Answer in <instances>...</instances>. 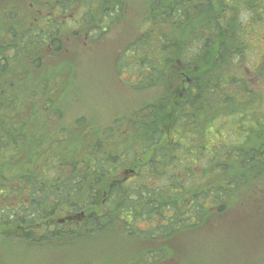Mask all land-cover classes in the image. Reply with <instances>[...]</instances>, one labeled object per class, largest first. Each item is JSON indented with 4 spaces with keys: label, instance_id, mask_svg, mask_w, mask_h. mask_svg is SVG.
<instances>
[{
    "label": "trees",
    "instance_id": "obj_1",
    "mask_svg": "<svg viewBox=\"0 0 264 264\" xmlns=\"http://www.w3.org/2000/svg\"><path fill=\"white\" fill-rule=\"evenodd\" d=\"M234 1L146 0L139 32L118 59L117 72L125 81L132 80L135 90L151 89L154 95L125 111L122 121L117 114L108 129L84 133L90 139L56 125L51 147L48 135L27 157L16 161L8 152L22 157L20 149L36 139L24 128L27 121L19 110L23 88L13 94L8 87V78H16V59L48 45L60 52L67 16L76 27L85 28L86 37L98 39L122 22L135 2L30 0L35 9L17 24H8L4 31L8 42L0 45V234L8 240L54 247L58 241L72 243L125 229L131 235L139 233L136 242L152 245L159 243L155 242L159 234L174 236L177 228L169 226L179 219L197 229L230 209L232 199L257 180L250 176L252 171H264V137L259 148L248 149L244 143V136L251 134L249 114L255 115L250 124L262 131L263 111L244 105L233 111L241 117L232 123L237 129L224 134L217 128L235 107L220 104L222 76L235 84L229 72L221 71L222 64L235 62L245 33L236 14L229 15ZM260 1L243 3L247 11L259 4L263 19ZM13 12L17 10L10 2L0 10V18L15 19ZM201 95L215 100L210 111L207 106L196 108L204 104L202 97L198 100ZM168 108L173 112L174 139L160 124L161 111ZM75 139H82L81 144H73ZM56 142L59 151H53ZM33 155L40 159L34 161ZM7 166L22 172L8 177ZM140 222L150 228H139ZM147 247V255L154 253Z\"/></svg>",
    "mask_w": 264,
    "mask_h": 264
},
{
    "label": "rangeland",
    "instance_id": "obj_2",
    "mask_svg": "<svg viewBox=\"0 0 264 264\" xmlns=\"http://www.w3.org/2000/svg\"><path fill=\"white\" fill-rule=\"evenodd\" d=\"M10 2L17 10L12 13L16 18L12 19L9 15L0 18V45L8 42V33L4 32L8 24H17L28 16L29 11L35 9L34 4L29 6L30 0H2L0 10L8 8ZM260 2L264 6V0ZM142 5H146V0H135L126 18L114 24L107 34L98 36V39L86 37L85 28L76 27L68 19L70 16H67L63 18L68 22L61 34L63 48L60 52L42 48L32 55H24L22 61L15 63L13 71L16 78H8V87L13 94L23 88L19 110L23 112V120L27 121L24 128L36 139L20 149L22 157L19 153L8 152L13 154L12 158L21 161L38 146L40 139L48 135L50 138L47 144L51 147L49 139L56 125V129H74L81 137L90 139L84 133L108 129L107 126L117 114H121L119 119L122 121L125 111L154 95L151 89L144 92L135 90L132 80L125 81V76L117 72L118 59L130 39L139 32ZM234 6L235 9L229 15L233 12L236 14L235 19L242 23L245 33L241 35L243 44L235 62L222 64L221 71L226 70L235 80L233 84L229 80L225 81L222 76L220 104L235 105L217 123V128L223 130L224 134L237 129L232 123L241 117L240 113L233 112L235 109L245 105L264 112V16L262 19L259 4L250 8V11L245 9L247 6L243 0H235ZM226 15L227 12L224 17ZM32 22L33 19L29 25ZM215 54L211 53L212 57ZM131 74H135L133 70ZM243 74L244 81L235 79L236 76L242 79ZM9 79L15 83H10ZM201 97L204 104L196 108L207 106L210 111L215 100L203 95L198 100ZM175 98L177 102V96ZM42 110H46L45 115ZM31 112L32 116L29 115ZM241 114L245 117V114ZM161 115L160 124L168 131L170 139H174L173 112L171 109L162 110ZM56 117L58 121H54ZM250 122H255L253 112L247 119L250 138L244 136L248 149L261 145L264 137V129L260 131L261 127L254 128L255 124L253 126ZM220 138L228 139L223 136ZM81 142L82 139L73 140V144ZM234 142L239 145L235 137ZM59 150V144L54 143L53 151ZM2 154L0 150V157ZM31 158L34 161L40 159L35 155ZM5 169L8 170V177L22 172L19 167L7 166ZM252 172L251 177L255 175L257 180L250 182L244 192L232 199L230 209L208 218L197 229L180 219L175 221L169 228L176 227V234L169 238L168 233L159 234L155 240L159 243L150 245L153 248L150 251L158 253L143 257L145 264H264V171ZM138 226L141 229L150 228L145 222L138 223ZM108 233L101 232L72 243L66 240L54 241V247H44L40 243L32 245L20 238L8 240L0 234V264H122L132 259L134 252L143 247H146L144 251L149 249L147 244L136 242L138 232V235H131L127 230L120 229L113 235Z\"/></svg>",
    "mask_w": 264,
    "mask_h": 264
},
{
    "label": "flooded vegetation",
    "instance_id": "obj_3",
    "mask_svg": "<svg viewBox=\"0 0 264 264\" xmlns=\"http://www.w3.org/2000/svg\"><path fill=\"white\" fill-rule=\"evenodd\" d=\"M28 49V48H27ZM44 49H47V50H52L53 52H54V50L52 49V46L51 45H48V48H44ZM42 50V48L40 49V51ZM27 51V50H26ZM25 51V52H26ZM36 51V50H35ZM35 51L33 52V51H31L30 50V52L29 53H27V55H32V54H34L35 53ZM31 52H33L32 54H31ZM24 58V55H22L21 57H20V59H16V61L17 62H20V60L22 61V59ZM242 79H245V75L243 74V77H242ZM190 80H188V82H189ZM252 147H250V149H251ZM141 243H142V241H141ZM147 246H149V247H151L150 245H147ZM145 248L146 247H143L142 249H140L139 251H136V252H134V256H133V258L132 259H130V260H127V261H125V262H123L122 264H145L146 262H144L143 261V257H145V256H147V253H146V251H144L145 250ZM152 248V247H151ZM153 249V248H152ZM158 253V251H154V253ZM151 254H153V253H151ZM153 264H157V263H153Z\"/></svg>",
    "mask_w": 264,
    "mask_h": 264
}]
</instances>
